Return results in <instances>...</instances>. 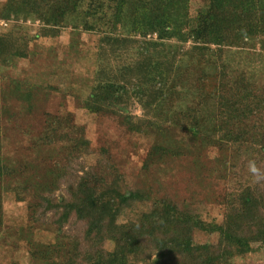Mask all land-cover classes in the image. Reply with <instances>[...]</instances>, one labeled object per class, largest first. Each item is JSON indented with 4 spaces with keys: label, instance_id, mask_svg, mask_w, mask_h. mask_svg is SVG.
Segmentation results:
<instances>
[{
    "label": "trees",
    "instance_id": "trees-1",
    "mask_svg": "<svg viewBox=\"0 0 264 264\" xmlns=\"http://www.w3.org/2000/svg\"><path fill=\"white\" fill-rule=\"evenodd\" d=\"M56 1L7 0L0 20L38 22L36 39H54L61 31L52 13ZM173 1H187L182 22L172 20ZM60 2L70 9L65 21L99 37L90 90L75 101L152 142L142 166L146 177L185 156L198 183L212 175L231 186L220 197L223 217L208 218L197 191L178 201L161 175L156 191L128 184L109 158L87 166L90 142L78 125L54 157L41 153L44 132L35 134L29 124L20 133L28 141L19 143V159H8L3 125L31 115L38 96L19 81L9 89L2 77L0 249L25 243L31 264H246L255 245L264 246V0H197L194 10L192 0ZM21 29L0 32V70L29 57L31 40L18 36ZM245 51L257 59L236 69V53ZM174 131L190 135L195 146L188 149ZM203 148L224 158L201 173L204 165L194 156ZM16 187L24 189L27 221L12 225L5 202ZM38 231L53 233V242L38 243ZM197 231L218 238L196 243Z\"/></svg>",
    "mask_w": 264,
    "mask_h": 264
},
{
    "label": "rangeland",
    "instance_id": "rangeland-1",
    "mask_svg": "<svg viewBox=\"0 0 264 264\" xmlns=\"http://www.w3.org/2000/svg\"><path fill=\"white\" fill-rule=\"evenodd\" d=\"M6 1L0 0V6ZM71 6L69 5L70 8ZM187 6V1L180 3L173 1L172 20L174 22L184 21ZM191 6L194 10L200 7L201 3L192 0ZM67 10L70 9L60 0H57L53 5L52 13L55 16V21L60 24L59 29H61L60 35L54 39H36L41 27L38 22L29 20L5 24L0 20V32L11 33V30L17 26H22L23 29L18 32V36H24L27 41L31 40L29 57L25 60L15 61V63L13 61L8 66L1 65L0 79L4 77L9 84L11 82L9 89L12 87V81L23 82L27 88L34 89V93L32 92L34 96H38L35 110L31 115L26 114L25 117L14 118L10 124L6 122L3 125L4 133L6 132L5 135L8 137L7 140H4L7 158L19 159L17 156L20 152L19 143L24 142L25 145L28 141L20 133L22 128L29 124L35 134L44 132L43 135L41 134V153L54 157L59 154L61 146L72 136L73 126H83L86 130L85 136L90 142L88 151L83 156L87 166L98 168L99 163H105L109 158V163L118 169L128 184L139 185L143 189L149 186L156 191L154 180L158 177L157 175H161L164 178L165 191L174 193V195L176 193L178 201H183L184 198L188 200L191 191L195 190L200 194L198 198L200 203L204 202L208 218H222L223 209L220 205L222 198L220 197L231 186L230 181L224 184V180H217L212 175H206V179L204 178L205 180L198 183L195 180L194 172L190 169L192 159L185 156L167 161L166 164L159 166L146 177L142 166L152 142L143 138L142 135L130 133L117 117L89 114L82 108L81 103L75 101L76 96L82 97L90 90V80L96 67L94 63H96L99 37L94 33L80 32L72 23L65 21L63 16ZM136 30L138 31V27ZM136 36L137 38L141 37L138 33ZM255 59L257 57L254 52L236 53L234 61L238 66L235 68L238 69L241 66L247 68ZM9 102L7 103L9 104ZM133 112L135 115H142L139 107H135ZM64 115H70L71 119ZM173 135L183 139V143L188 145V149L195 146L191 143L190 135H179L176 131L173 132ZM186 152L187 150H185ZM194 157L204 165L201 173L217 167L221 162L220 159L224 158L217 149L213 148L199 149ZM227 161L229 165H232L231 158H228ZM164 172H166V176ZM23 190V187H18L15 192L6 197L7 221L12 222V225L27 221ZM202 192L206 193L211 204L213 201V205L209 202L206 203L207 198H204L205 195ZM217 238L216 234H206L200 231L195 233V241L200 244L214 243ZM53 240L54 234L51 232H36L38 243H49ZM26 247L28 246L25 243H21L20 247L14 250L9 249L10 252L0 249V264H31ZM255 247L258 249L246 259V264H264V246L255 245Z\"/></svg>",
    "mask_w": 264,
    "mask_h": 264
}]
</instances>
